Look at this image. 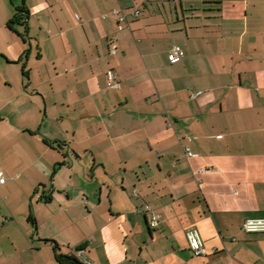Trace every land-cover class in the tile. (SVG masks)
I'll use <instances>...</instances> for the list:
<instances>
[{"label":"crops","instance_id":"0c3cea01","mask_svg":"<svg viewBox=\"0 0 264 264\" xmlns=\"http://www.w3.org/2000/svg\"><path fill=\"white\" fill-rule=\"evenodd\" d=\"M22 2L0 0V149L36 168L29 216L34 196L65 205L36 250L49 264L44 239L84 244L89 264H264V232L242 229L264 217V0H25L27 24L10 28ZM70 153L90 157L92 193L56 185ZM146 205L163 214L155 229Z\"/></svg>","mask_w":264,"mask_h":264},{"label":"rangeland","instance_id":"374dc122","mask_svg":"<svg viewBox=\"0 0 264 264\" xmlns=\"http://www.w3.org/2000/svg\"><path fill=\"white\" fill-rule=\"evenodd\" d=\"M52 126H55V123H52ZM15 153L8 147L0 149V170L3 171L6 182L4 188L0 187V211L4 216L3 220L0 219V264H49L50 248L36 250V247L40 246L38 245L39 232L42 233L54 227V220L49 221L48 218L51 213H57L61 205L63 208L65 205L62 196L50 204L44 203L39 199V196H34L32 212L37 218L38 227L34 226L32 221L28 222L30 200L27 201L26 195H23L22 185L29 177L28 172L35 173L36 168L29 167L27 169V165L31 161L20 154L14 155L16 158L11 156ZM69 157L68 164L58 171L56 185L65 186L73 196L80 194L82 188L92 193L98 183L94 182L97 180L91 182L88 179L91 169L90 157L86 154L81 160H77L76 155L72 153ZM71 166L72 170L68 169ZM38 176L50 187V177L42 174ZM8 207L13 209L14 215L7 211ZM80 214L83 216L84 213L80 212ZM13 216L15 219H12ZM31 237L35 240V249L29 248Z\"/></svg>","mask_w":264,"mask_h":264},{"label":"built area","instance_id":"2783aa9c","mask_svg":"<svg viewBox=\"0 0 264 264\" xmlns=\"http://www.w3.org/2000/svg\"><path fill=\"white\" fill-rule=\"evenodd\" d=\"M136 13L138 14L139 11H137ZM113 16L117 21L118 30H123L128 22L126 14L124 12L115 10L113 12ZM112 52L116 53V49H113ZM170 57H171V61L173 62H176L177 60L181 59L183 57L181 47L178 45H173L172 48L170 49ZM108 75L111 80H115L117 78L116 73L112 70L108 71ZM113 87H120V83L114 82ZM199 94L200 92H197L193 94L192 97H196ZM171 125L172 123L170 122L169 126ZM188 138L191 139L190 136H188ZM184 149L186 156L193 155V152L188 147H185ZM4 182H5V175L3 171H0V183H4ZM144 212L147 217V222L149 227L151 229L157 228L163 219V214L160 211L153 208L151 205H146ZM242 229L247 233H263L264 217L258 216V217L247 218L242 225ZM186 237L188 241V246L195 255L201 256V255H207L209 253V250L205 246V243L198 228L196 227L188 228L186 231ZM77 255L84 263L89 264V261L85 257L83 252L79 251Z\"/></svg>","mask_w":264,"mask_h":264},{"label":"trees","instance_id":"16d2710c","mask_svg":"<svg viewBox=\"0 0 264 264\" xmlns=\"http://www.w3.org/2000/svg\"><path fill=\"white\" fill-rule=\"evenodd\" d=\"M29 9L25 3V0L23 2L16 6V12L13 15V17L9 20L8 26L10 28L13 27V24L15 23H22V24H27L28 18H29ZM45 201L48 202L51 200V195L44 196ZM29 219L33 220V222L36 224V220L31 213L29 216ZM47 242H53V247L55 251V258L57 261V264H86L84 263L77 255V253L85 248L84 244H79L74 248L73 254H63L61 252V247L60 245L52 239H44Z\"/></svg>","mask_w":264,"mask_h":264}]
</instances>
